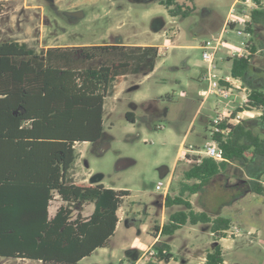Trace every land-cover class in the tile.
<instances>
[{
    "label": "rangeland",
    "instance_id": "obj_1",
    "mask_svg": "<svg viewBox=\"0 0 264 264\" xmlns=\"http://www.w3.org/2000/svg\"><path fill=\"white\" fill-rule=\"evenodd\" d=\"M175 1L193 8L188 17H171L158 0H0V43L17 41L38 51L50 46L170 42L160 49L152 72L124 75L114 82L113 94L104 102L103 138L95 144L74 145L76 160L67 176L69 183L90 184L93 177L101 175L99 183L104 187L130 192L119 210V216L127 218L117 227L108 247L97 249L82 264H204L206 252L216 244L209 224H198L185 225L172 236L163 237L171 252L159 263H151L144 256L146 250L141 249L142 244H150L148 228L161 224L166 213L178 210L163 211L165 195L156 191L155 185L166 183L172 175L175 190L182 171L196 157L188 154L190 160H176L180 149H202L208 140L210 119L226 106L242 107L246 95L235 90L229 98L216 94L205 97L210 85L204 77L207 68L202 59L203 46L215 44L228 15L243 13L241 5H233L234 0ZM75 11L82 12L76 21L64 16ZM253 30L257 47L264 48L260 44L264 43V24L255 25ZM222 38L215 55L219 77L230 74L231 62L226 59L243 51L241 42L247 40L230 28ZM260 69L264 70L263 49L252 61V74ZM251 81L264 85L255 76ZM128 113L134 123L125 118ZM249 116L245 114L242 120ZM122 162L132 164L120 166ZM263 168L261 158L247 168L233 163L204 192L191 197L195 209L202 205L201 210L210 216L232 220L227 238L219 241L224 264H264V194L250 192L246 184L250 172ZM261 180L264 182V177ZM62 204L55 196L50 214ZM0 264L45 263L0 258Z\"/></svg>",
    "mask_w": 264,
    "mask_h": 264
},
{
    "label": "trees",
    "instance_id": "obj_2",
    "mask_svg": "<svg viewBox=\"0 0 264 264\" xmlns=\"http://www.w3.org/2000/svg\"><path fill=\"white\" fill-rule=\"evenodd\" d=\"M254 1L257 7L250 12L246 29L250 34L255 25L264 24V1ZM158 2L171 17H188L193 11L175 0ZM255 52L250 41L244 56L227 61L230 76L249 89L246 103L235 112L258 111L260 116L234 126L222 123L224 133H214L213 138L223 160L192 158L175 190L171 181L163 198L164 211L178 210L148 228L149 235L161 238L152 244L156 254L144 255L151 263L165 260L171 252L163 237L198 224H209L216 242L206 252L204 264L225 263L219 241L227 238L232 220L195 210L191 197L204 192L231 164L247 168L264 159V88L251 81ZM160 55L153 45L97 44L36 51L26 43H0V258L82 264L97 249L108 247L119 222L118 211L130 192L101 183H69L67 176L76 160L74 145L95 144L103 138L104 102L113 94L114 82L124 75L152 72ZM125 118L134 123L131 114ZM262 177L264 168L249 173L250 192L264 194ZM55 196L63 204L51 215ZM89 204L93 212L84 217L81 207Z\"/></svg>",
    "mask_w": 264,
    "mask_h": 264
},
{
    "label": "built area",
    "instance_id": "obj_3",
    "mask_svg": "<svg viewBox=\"0 0 264 264\" xmlns=\"http://www.w3.org/2000/svg\"><path fill=\"white\" fill-rule=\"evenodd\" d=\"M261 2L264 0H260ZM237 4H240L243 10L242 14H238L235 16L232 12V17L228 19L226 22L223 32L214 40V45H208L206 44L203 46L202 51V59L204 63L206 64L207 72L204 73V77L206 80L209 81V90L205 93V97L209 94H216L219 95L222 98H229L235 90H242L241 89V81L238 79H235L231 77L230 75H226L224 77H219L216 73L218 70V66L215 62V55L219 47L222 46V36L227 31V28L234 29L236 34L238 36H242L247 38V40L242 41L241 45L243 46V51L239 52L237 55L232 54L233 56H244L247 53V44L248 39L251 37L250 32H248L247 24L251 21L250 19V12L257 7V4L254 0H238ZM248 9V12H247ZM214 80V84H211V81ZM245 97L242 101V104L244 105L247 100V93H245ZM242 105V106H243ZM241 105L238 107L240 108ZM237 109V108H236ZM236 109H229L224 108L222 111L217 112L216 115L210 119V127L208 129V140L205 142L202 149H196L193 147H188L183 149H180V154H178V158H186L187 156H190L188 154H195L196 157H208L215 161H222L223 160V152L222 149L219 147L216 140H214L213 136L214 133L221 132L224 133L223 130L220 129V125L222 123H225L227 126H234L237 123H239L242 120V114L244 112H238L236 113ZM252 112V111H247ZM184 152V153H182ZM170 185V178H168V181L166 183L158 182L155 185L156 191H163V194L166 195L167 190ZM234 235H237V231L234 233ZM146 253L150 256H153L156 254L155 250L152 248V245L149 246L146 249ZM145 253V254H146Z\"/></svg>",
    "mask_w": 264,
    "mask_h": 264
},
{
    "label": "crops",
    "instance_id": "obj_4",
    "mask_svg": "<svg viewBox=\"0 0 264 264\" xmlns=\"http://www.w3.org/2000/svg\"><path fill=\"white\" fill-rule=\"evenodd\" d=\"M237 2H238V0H234V2H233V5L234 4H237ZM232 16H231V14H230V16L228 15V17L225 19V21H224V25L223 26H225V24H226V22L228 21V19L229 18H231ZM261 25V24H260ZM260 25H256V27H258V26H260ZM223 29H224V27H223ZM223 29H222V31H221V33L223 32ZM220 33V34H221ZM249 40H253L252 41V43L255 45V48H256V52L254 53V56L256 57L257 56V54H259L261 51H262V49L264 50V48H259V47H257V41H256V39H254L252 36L248 39V41ZM117 44H119V43H117ZM262 46H264V43L263 42H261L260 43ZM124 45H128V44H124ZM164 45H166V46H168V45H170V42H169V39H165V41H164V43L162 44V45H153V46H158L159 47V52H160V49H162V46L164 47ZM50 47H65V46H50ZM47 48V47H46ZM219 50V49H218ZM227 56H230L229 54L228 55H226V57ZM254 57V58H255ZM226 61H227V59H226ZM227 75H230V74H227ZM226 76V75H225ZM255 76L257 77V79H259V81L260 80H262V81H264V70L263 69H260L259 71H258V73H255ZM259 87H263L264 88V85H260ZM238 91V90H237ZM237 91H235V92H237ZM246 91H247V87H243V89H242V91L240 92V91H238V93H241V94H244V92L246 93ZM239 107V105H235V106H232V107H230V106H226L225 108H229V109H236V108H238ZM245 114H247L249 117H248V119H253V118H256V117H258V116H260V112H258V111H253V112H244L243 114H242V118H244L243 116L245 115ZM178 156V155H177ZM176 160H177V157H176ZM164 173H166V171H163V174ZM171 177H172V175H170L169 176V178H170V182H171ZM262 183H264V182H262ZM116 190H119V189H116ZM85 208H89V211H85L84 209ZM162 208H163V211H164V206H163V200H162ZM81 209H83V210H81V214H82V216H84V217H88V216H90L91 215V213L93 212V205L92 204H89V205H87V206H82L81 207ZM201 209H203V206L202 205H200L199 206V208H196L195 210H197V211H201ZM55 212V211H54ZM118 217H119V222H118V225H117V227L121 224V222H123V221H125V219L127 218V217H120L119 216V211H118ZM163 222V221H162ZM161 222V223H162ZM147 227V226H146ZM147 229V228H146ZM211 235V234H210ZM150 237H151V241H150V244H142V246H141V249L143 250V252H144V250H146L149 246H151L152 244H154L157 240H159V239H161L160 238V236H157L156 238H154V237H152L151 235H150ZM162 240H163V238H162ZM205 257V256H204Z\"/></svg>",
    "mask_w": 264,
    "mask_h": 264
},
{
    "label": "water",
    "instance_id": "obj_5",
    "mask_svg": "<svg viewBox=\"0 0 264 264\" xmlns=\"http://www.w3.org/2000/svg\"><path fill=\"white\" fill-rule=\"evenodd\" d=\"M48 1L52 2V0H48ZM65 15H67L69 17H77V18H80V17H82V12L81 11H78V12H66ZM131 164H132L131 162H122V163H120V166L121 165L122 166H129ZM164 171H166V169ZM162 175H163V173H162ZM101 178H102L101 175H97V176H95V177H93L91 179V183H99L100 180H101Z\"/></svg>",
    "mask_w": 264,
    "mask_h": 264
},
{
    "label": "flooded vegetation",
    "instance_id": "obj_6",
    "mask_svg": "<svg viewBox=\"0 0 264 264\" xmlns=\"http://www.w3.org/2000/svg\"><path fill=\"white\" fill-rule=\"evenodd\" d=\"M75 12H78V11H75ZM64 16L67 17V19H69L70 21H76L78 19L77 17H69L65 15V13H64Z\"/></svg>",
    "mask_w": 264,
    "mask_h": 264
}]
</instances>
